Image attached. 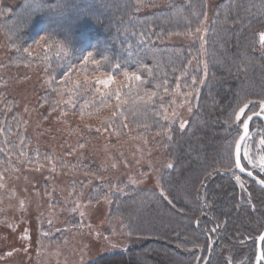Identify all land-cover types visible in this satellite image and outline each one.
I'll return each instance as SVG.
<instances>
[{"label": "trees", "instance_id": "obj_1", "mask_svg": "<svg viewBox=\"0 0 264 264\" xmlns=\"http://www.w3.org/2000/svg\"><path fill=\"white\" fill-rule=\"evenodd\" d=\"M40 4L0 0V173L73 169L69 186L89 184L90 203L115 183L119 189L112 194L110 215L123 225L127 242L86 264H195L199 253L206 255L204 264L231 263L234 241L256 233L257 217L243 202V189L235 179L232 154L239 128L232 109L239 97L251 99L254 107L264 98V49L259 42L264 0H44L37 7ZM201 19L205 37L200 41L195 28ZM69 20L76 21L75 45L67 46V55L53 49L45 56L47 50L38 48L37 41L41 36L62 39L58 33ZM189 27L196 40L167 42L170 36L188 35ZM83 45L121 65L101 69L111 71L116 84L97 86L94 65L73 70L83 68L76 50ZM20 69L36 75L34 109L48 142L30 130L17 99L6 93L8 74ZM126 69L138 72L141 81L125 79ZM121 85H126L120 89L123 115L112 118L115 95L102 107L96 89L114 93ZM176 89L198 93L189 100L184 128L179 118H165ZM146 92L155 95L149 100ZM252 108L250 112L258 111ZM127 139L155 146L163 160L159 187H139L114 177L90 153L94 146L98 154L107 140L118 148ZM81 150L89 153L67 158ZM169 163L174 167L168 168ZM161 186L171 204L161 198ZM256 199L260 203L261 195Z\"/></svg>", "mask_w": 264, "mask_h": 264}, {"label": "rangeland", "instance_id": "obj_2", "mask_svg": "<svg viewBox=\"0 0 264 264\" xmlns=\"http://www.w3.org/2000/svg\"><path fill=\"white\" fill-rule=\"evenodd\" d=\"M201 37L204 39V31L199 33L197 40L201 41ZM192 40L196 37L170 36L167 42L185 44ZM201 67L205 69L203 62ZM8 76L6 93L17 99L21 113L28 117L30 130L36 136L42 134L41 139L48 142V135L42 132L44 124L34 109L35 73L20 69ZM193 95L197 96V91L182 93L176 89L173 107L165 118L170 122L177 118L180 123L186 122L190 113L189 100ZM177 99L181 100L180 103H175ZM255 108L259 111L258 102L252 110ZM244 118L235 121L239 133ZM262 136V130L256 127L247 141L249 155L257 168H260L259 156L264 152L259 147ZM107 141L100 144L102 148L100 146L98 154L94 153V146L90 148V153L108 174L123 177L125 182L135 186L159 187L162 159L155 154V146L127 139L125 143L120 141L122 145L117 148L116 144ZM50 142L53 144V141ZM87 153L86 150L76 155L68 153L67 158L86 156ZM250 165L253 166V163ZM72 170L38 167L34 173H15L11 176L0 173V264H86L99 254L121 249L126 244L123 225L110 215L112 194L119 188L114 183V187L111 186L96 203H90L87 198L89 184L72 189L69 186L74 175ZM246 183L242 178L238 182L241 189H246ZM205 256L198 254L197 258L203 260L200 264L205 263ZM197 258L195 264L199 263Z\"/></svg>", "mask_w": 264, "mask_h": 264}, {"label": "snow or ice", "instance_id": "obj_3", "mask_svg": "<svg viewBox=\"0 0 264 264\" xmlns=\"http://www.w3.org/2000/svg\"><path fill=\"white\" fill-rule=\"evenodd\" d=\"M144 0H137L138 4H143ZM44 3V0H41V4L37 5V7L42 6ZM63 7V5H58V8ZM205 19L207 18V14L204 13ZM76 21L69 20L60 30L58 33L59 36L62 37V39H55L51 36H41L40 40L37 41V47L41 49H46L45 56H47L48 52H51L53 49L58 50V52H63L65 55H67V46L69 44L75 45V38L74 33L72 31L74 23ZM205 24V20L201 19L199 22V25L195 28L196 33H200L203 30V26ZM188 35H192V29L189 27ZM169 35H172L171 33ZM203 39V37H201ZM259 42L261 44L262 49H264V31H261L259 33ZM90 47L89 45H83L81 47L76 48V50L81 52L82 59L80 61L81 65L83 66L82 69H73L74 71H84L87 69L89 65H94L95 68L93 69V72L96 73L94 76L95 84L97 86L103 85L104 88H108L110 84H116L117 81L115 80L113 73L111 71H101L102 68L105 67H111L115 69H119L121 65L119 64H112L111 59L109 56L104 55L100 51H96L95 53L93 51H87L86 49ZM25 51H29L28 49H25ZM29 54H31L29 52ZM99 56L101 59H96V57ZM68 74L65 73V76ZM123 76L127 80L134 79L136 81H141V75L138 72H129L127 69L123 72ZM85 82H88L89 78L87 75L84 77ZM201 83H204L205 81L202 79L200 81ZM77 86H79V81L76 82ZM126 85L118 86L115 92L111 91H103L99 87H97L96 91L98 93L99 97V104L102 107L107 106V101H109L113 95H115L117 100V111H114L111 113L112 118H118L119 116L123 115V112H120L119 109L121 108V102H120V96H121V87H124ZM167 90V89H165ZM145 95L148 97V99H151V96L155 95V92L152 93H145ZM96 98L94 97V100ZM259 111H251V114H247L246 110L250 109V106L254 107V103L251 99H248L247 97H239L236 106L232 109V114H234L235 121H241L242 117L246 116V119H243L242 121V131L239 133L238 138L235 139V161H234V168L239 169L241 172L245 170L244 167H242L241 164V149L243 148V156L244 159L247 160L249 163H253V166L255 167V163L253 162V157L249 155V145L247 143L248 137H249V122L253 119V117H258L264 115V98L259 99ZM99 110V109H97ZM83 116V112L81 113ZM232 118V115L230 114L229 119ZM108 127H111V120L109 118H106L104 121ZM186 122H182L180 127L184 128ZM243 142V143H242ZM259 147L261 151H264V138H261L259 140ZM228 163H232L231 158V152H229V159ZM168 168H173L174 164L169 163L167 165ZM259 167L262 172H264V155L259 156ZM249 175H252L251 172L248 173ZM236 181L240 182L241 177L239 175L235 176ZM203 183V182H202ZM259 183L261 185H264V179H260ZM243 186V185H241ZM160 196L162 199L167 200L168 203H172L171 200L168 199L167 191L161 186ZM199 223V221H197ZM215 231V229H213ZM258 241V246L255 252V260L257 264H264V232H260L258 236L255 238L256 242ZM198 260L200 258H197ZM226 264H230L229 261H226Z\"/></svg>", "mask_w": 264, "mask_h": 264}, {"label": "flooded vegetation", "instance_id": "obj_4", "mask_svg": "<svg viewBox=\"0 0 264 264\" xmlns=\"http://www.w3.org/2000/svg\"><path fill=\"white\" fill-rule=\"evenodd\" d=\"M248 114H251V112ZM244 119H246V116ZM256 127L262 130V134H263L262 138H264V121H262L259 118H254L251 120L250 125H249V135H250V132L253 131ZM241 130H242V127H241ZM263 155H264V152H263ZM241 164L245 168L246 171L251 172L258 179H264V172H262L260 168L250 165V163L244 159L243 148L241 151ZM234 171L245 182H247L246 185L250 187L249 189L242 190V193H244L243 196H245L243 202L246 205H248L247 208L249 212L253 213V215L257 217V222L255 225L256 227L255 234L245 235L241 237L238 241H234L235 243L234 246L239 249L236 248L235 252H233L234 253L233 260L231 261L230 264H254L255 263V252H256L257 243H258V241L256 242L254 241H255V238L258 236V234L262 232V230L264 229V187H261L260 185H258V183H256L255 180L247 177L246 175L241 174L235 168H234ZM257 194L261 195L260 203L262 205H260L258 199H256Z\"/></svg>", "mask_w": 264, "mask_h": 264}, {"label": "water", "instance_id": "obj_5", "mask_svg": "<svg viewBox=\"0 0 264 264\" xmlns=\"http://www.w3.org/2000/svg\"><path fill=\"white\" fill-rule=\"evenodd\" d=\"M247 118V117H246ZM254 118H259V119H261L262 121H264V115H262V116H258V117H253V119ZM251 122V121H250ZM250 122H249V125H250ZM242 131V130H241ZM243 143V142H242ZM241 151H242V149H241ZM240 157H241V153H240ZM233 158H234V161H235V146H234V150H233ZM243 167V166H242ZM238 172H240L241 174H243V175H246L247 177H249V178H251V179H253V180H255L256 181V183H258V185H260L261 187H264V185H261L260 183H259V180L260 179H258L257 177H255L253 174L252 175H249L248 173H249V171H246V170H244L243 172H241L239 169H236ZM262 232H264V229L262 230ZM257 246H258V243H257ZM254 264H257V262H256V260H255V263Z\"/></svg>", "mask_w": 264, "mask_h": 264}]
</instances>
